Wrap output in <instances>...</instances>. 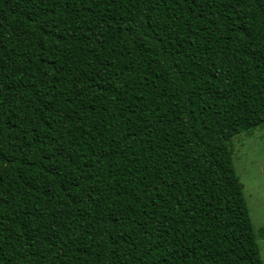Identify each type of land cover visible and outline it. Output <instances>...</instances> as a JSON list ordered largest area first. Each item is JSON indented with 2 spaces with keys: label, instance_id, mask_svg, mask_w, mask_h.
I'll use <instances>...</instances> for the list:
<instances>
[{
  "label": "trees",
  "instance_id": "obj_1",
  "mask_svg": "<svg viewBox=\"0 0 264 264\" xmlns=\"http://www.w3.org/2000/svg\"><path fill=\"white\" fill-rule=\"evenodd\" d=\"M262 124L264 0H0V264H264Z\"/></svg>",
  "mask_w": 264,
  "mask_h": 264
},
{
  "label": "rangeland",
  "instance_id": "obj_2",
  "mask_svg": "<svg viewBox=\"0 0 264 264\" xmlns=\"http://www.w3.org/2000/svg\"><path fill=\"white\" fill-rule=\"evenodd\" d=\"M232 159L254 229L264 227V124L231 139ZM264 262V238L258 239Z\"/></svg>",
  "mask_w": 264,
  "mask_h": 264
}]
</instances>
